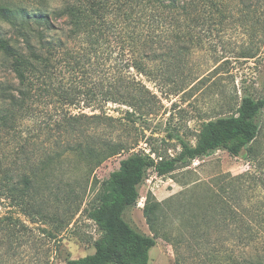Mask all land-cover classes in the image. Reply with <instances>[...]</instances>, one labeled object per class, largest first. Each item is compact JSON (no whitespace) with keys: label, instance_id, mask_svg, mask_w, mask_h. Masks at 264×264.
<instances>
[{"label":"trees","instance_id":"16d2710c","mask_svg":"<svg viewBox=\"0 0 264 264\" xmlns=\"http://www.w3.org/2000/svg\"><path fill=\"white\" fill-rule=\"evenodd\" d=\"M261 5L264 0H63L47 12L0 4V25L11 30L10 36L0 32V264H16L29 249L37 258L40 240L55 238L32 227L61 220L48 217L47 194L62 207L75 204L97 167L137 145L113 134L122 124L106 113L108 104L133 116L153 114L157 96L142 78L178 94L176 80L189 79L181 61L204 46L195 31L224 29L235 11L247 15ZM263 110L264 96H244L232 114L198 132L194 145L178 138L175 156L152 157L151 150L122 159L88 212L99 230L93 253L66 264H147L155 239L170 241L167 216L175 212L148 192L142 214L151 236L125 221L147 171L163 177L217 151L238 156L244 150L256 165L253 143ZM55 171L63 179L50 178ZM259 180L249 171L220 178L219 192L209 196L201 214L204 229L232 221L230 232L238 233L234 264H264V212L243 204ZM234 195L242 196L237 211L229 204ZM220 251L209 254V261L219 262Z\"/></svg>","mask_w":264,"mask_h":264},{"label":"rangeland","instance_id":"374dc122","mask_svg":"<svg viewBox=\"0 0 264 264\" xmlns=\"http://www.w3.org/2000/svg\"><path fill=\"white\" fill-rule=\"evenodd\" d=\"M62 2L63 0H0V4L6 3L26 10L47 7V12L60 8ZM0 32L11 35V30L4 24L0 25ZM195 32L204 41V46L202 49L192 50L187 55L188 59L181 61L188 68L186 73L189 79L186 78L184 84L179 79L176 80L178 94H171L170 87L160 83L154 85L142 78L146 87L157 96L153 114L133 116L125 114V110H128L125 107L112 104L106 106V113L119 118L122 124L113 130V134L131 147L137 145L128 152L105 160L97 167L90 185L79 194L75 204L62 207L53 203L51 195L44 197L48 217L58 215L61 220L32 225L34 228H44L55 237L40 240L42 252L37 258L48 260L49 264H66L70 259L93 253V244L99 237V230L89 219L88 212L96 204L103 182L118 168L122 159L135 153L148 154L151 150L155 152L152 157L156 154L173 157L180 150L178 138L194 145L197 133L210 128L218 117L232 114L242 97L257 100L264 96V5L256 12L250 10L247 15L235 11L224 29ZM3 77V72H0V78ZM8 79L15 82L12 75ZM83 112L90 114L88 109ZM259 127V134L253 143L257 154L256 165L249 162L244 150L238 156L217 151L201 160H195L186 169H179L163 177L151 170L147 171L139 185L136 205L123 215L125 221L137 231L151 236L142 214L148 192L158 201H168L169 209L175 211L169 212L167 216L168 230L172 234L169 236L170 241L156 238L147 264H214L209 261V254L216 250H221V260L215 264H234L238 233L230 232L233 229L232 221L229 220L226 228L221 222L204 229L201 214L205 213L209 196L213 198L219 192L217 188L220 178H231L247 171L254 172L260 180L257 186L251 185L253 189H247L243 204L249 209L258 208L264 212V110L259 118ZM108 132L105 128L104 134ZM42 144L46 147V141ZM50 178L56 181L63 179L58 171L53 172ZM241 198L238 195L231 198L229 204L234 211L240 208L238 204ZM181 205L185 207L181 208ZM20 217L26 220L23 216ZM21 258L16 264H35L34 259H37L35 254L33 256V249L27 250Z\"/></svg>","mask_w":264,"mask_h":264}]
</instances>
